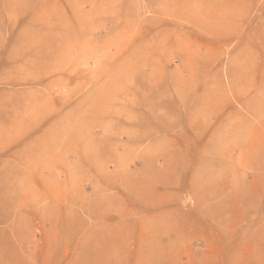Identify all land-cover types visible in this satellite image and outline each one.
Returning a JSON list of instances; mask_svg holds the SVG:
<instances>
[{"label": "rangeland", "instance_id": "374dc122", "mask_svg": "<svg viewBox=\"0 0 264 264\" xmlns=\"http://www.w3.org/2000/svg\"><path fill=\"white\" fill-rule=\"evenodd\" d=\"M0 264H264V0H0Z\"/></svg>", "mask_w": 264, "mask_h": 264}, {"label": "bare ground", "instance_id": "6f19581e", "mask_svg": "<svg viewBox=\"0 0 264 264\" xmlns=\"http://www.w3.org/2000/svg\"><path fill=\"white\" fill-rule=\"evenodd\" d=\"M87 78V77H86Z\"/></svg>", "mask_w": 264, "mask_h": 264}]
</instances>
